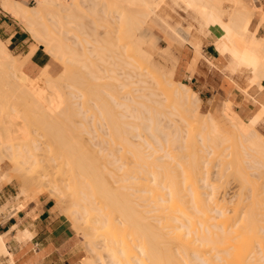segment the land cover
Wrapping results in <instances>:
<instances>
[{"label":"bare ground","instance_id":"bare-ground-1","mask_svg":"<svg viewBox=\"0 0 264 264\" xmlns=\"http://www.w3.org/2000/svg\"><path fill=\"white\" fill-rule=\"evenodd\" d=\"M28 1L29 0H23V1L6 0V1H1L0 6H1L2 10L5 13H7L12 19L18 21L19 23L23 24V26H25V29L27 30V32L37 42V46L41 47L43 49V51L46 52L48 55L54 57L55 59H57L63 63L65 72H63L64 74L61 73L63 75H61L58 78L59 80L58 79L56 80V83L58 82L57 84L55 82H53L54 80L52 78L50 79V77L45 73H42L36 79L32 80L22 73V71H21V67H22L21 62L22 61H20L19 58H13L10 55L7 48L5 47V45L3 44V42L0 40V86L2 87L0 89L4 88L5 83L7 85V88L12 87V86L15 87V89H16L15 92L17 93L18 96L19 95H23V96L25 95L27 97V99H29L32 104L36 105V106H33L34 108H32L31 110H37L39 112L41 111L40 113H42L44 111L53 110L55 112L56 116H59L62 118L64 117L65 119H67L66 117L69 118V116L71 114V116L73 118L74 116L81 115V113H80L81 111L77 112L79 108L74 109L75 107L74 108L72 107L74 109L73 112L71 113L69 111L68 112L64 111L66 113H70L68 115H64V113L60 112V110L63 107L58 109V108H56V106H54V104L51 103L52 100H50L51 102H49V100L47 99L48 96L51 98L52 94L47 95V98H46V94L48 93V90H50L49 93H52L51 90H54L56 88H59L60 90L63 89V87H64L63 85H66L63 81H65L66 78L68 79V77H67L68 75L67 76L65 75L66 71H67V73H68V71L69 72L71 70L74 71L75 69H77L75 71H78V72L82 71L84 74H87V78L89 79L88 81L92 82V83L90 82L91 83L90 85L91 86L93 85V87H92L93 91H97L96 96L94 94V96H95L94 99L98 96L99 98L98 99L96 98V102L101 101L99 104H101L100 106H101L102 111H99L100 117L98 116L99 120L97 119L98 124H96V125H98V127L101 126L100 129L103 127L106 128L108 131L109 137H110V140L106 139L107 134L105 135L106 136L105 139H103L102 137L101 138L99 137L102 145H104V143L107 144L105 147H102L100 144V149L99 150L97 149L98 152H101L102 154L105 152V154L102 156H99L100 155L99 154V155H96L94 157L93 153H95V151H93L92 149H91V151H88V150H90V148H88L86 150V152L87 151L89 152L88 153L89 156H87L86 152H85L86 155L84 153H81L84 156H79L81 154H79L77 156L68 154V156H64V158L60 157L62 159V160L61 159L60 160L63 163L61 161H58L55 159L57 162H60V164L61 163H62V165L64 164V168L66 166L65 164H67V166H69L68 168L71 169V171H69V174L71 173L74 176V175H76L75 171L77 170L76 172H77V174H79V177H82L86 182V183H84V182L83 183L86 184L87 187H86V185H84V184L83 185L85 187L84 189L87 188V190L82 192L79 189H76V190L80 191L77 193V191H75V186H74V184H76V182L74 180L77 179L76 178L77 176L76 177L74 176L76 178L74 180H73V178H74L73 176L71 177V175H69L70 178L68 176V178L70 180L72 178V181H70L71 183H73V181H74V184H73L74 188H73L72 192H76V194H77V195H75L76 199L74 198L75 196L73 197V194H71L72 196L69 195L71 198L73 197L75 199V201H77V202L74 201V203H72V205L70 204L74 208V210H71L72 214H73V212H74V214H76L79 210V212H81L80 215L84 214V216L87 217L85 219V221L87 220L88 224L86 223L85 229L87 228L88 225L92 229H90L88 227V229H86V231L87 230H96V231L103 230V243L102 244L101 243L93 244L94 241L92 240L93 241L92 242L90 238L93 236L92 234H94V233H92L93 231H89L92 233L91 234L92 236L91 237L87 236V240H88L87 244L90 245V246H88V248L89 249L91 248L90 250L89 249L88 250L90 252L92 250V252H93L95 249L94 252H96V248H98V246L96 247V245L97 244L103 245V246H101V249L105 248L104 252L106 254L108 253L107 255H109V256L106 255V258H105V259L108 258V261H106L108 264H165V263H162L163 260H165L163 262H166V264H193L192 261L189 262L190 258H188L189 257L188 251H190V249H191L190 252H192V250L195 249V246L197 245V244L196 245L194 244V243H196L195 241H197V239H194V237L199 238V241H200L201 240L200 237H201V234L203 232H205V233H203L205 235L208 234L207 232L209 230H206L207 232L203 231V226H205L204 224H206L207 221L212 220V218L209 217V214H211L212 212H213V214L214 213L216 214V211L217 212L219 211L216 209L217 207L214 210L211 208L212 206L210 207V204H207V202L210 203V201L213 199V198H211L212 195L210 197V194L205 189L203 195L206 194L205 192H207V194L205 196L206 198L204 199L203 197H200V196H202V194L199 193V191L197 190L198 186L196 187V185H197L196 181L201 177L199 175H203L202 174L203 172L202 173L200 172L202 170L203 161H202V163L199 162V159L201 161L203 159V156H202V158L199 157L200 152H197V151H200L201 149H199V150L195 149V146H193V144L190 141V143L188 142L189 144L186 143L184 146L185 150H187V154L184 157L181 155L178 156V154H180V153L176 154V152H177L176 150H175L176 152L174 154L173 153L174 149H177V147L173 148V146H175V143H178V144L179 143L181 144L183 142L185 143V141L183 139H185L187 142L186 136H185V138H183V136L186 133L182 132L183 130H181L180 127L177 128L178 126L177 127L175 126L174 131H172V127H170L171 131H170V129L166 131L167 121H165V120L168 118L167 117L168 115H162V116H166L167 118L164 117L165 120H163L164 118L161 119V117H160L161 114L155 113L156 110L154 111V108H151L150 105H149L150 108L147 107L148 105L143 104L144 101L139 102V100H141V99H145L147 101L151 100V99H149L150 96L151 97L153 96V98L155 100L156 98H160V96L162 95L161 96L162 101L159 102L160 105L164 101L163 99H168V101L170 100L171 104L174 102V106H175V107H173V109L175 110L174 112H179L178 113L179 115L181 114L180 117L182 119L179 118V120L180 121L182 120L183 123L185 122L184 124H186V122H188V123L194 122L192 124H195V126L198 127V129L201 127L199 133H201L202 135L205 133V136L203 135V137H206L207 140H209L210 142L211 141L213 142V143H211V145L213 144L212 147H214V148L217 147V148H215L216 151L217 150H220V151L223 150L222 148H223V144L226 142V139H225L226 136H223L217 122L215 121V119L211 115L206 114L207 115V116L205 115L206 117H204V116H203L204 118L202 117V114L200 112L201 101L197 97V94H195L186 85L181 84V83H176L173 80L174 70H175L177 63L173 62L170 65V67L169 66L167 67V65L165 67H164V65L161 66V64L159 65L157 63L158 60L156 61V59H155L158 56L156 57L155 56L156 54H155L152 57V55L148 52L147 48L144 47V44H145L144 42L146 41V39H145L146 35L144 36V34H147L146 31L144 34L142 33L140 35V36L143 35V37H140V36H138V38L136 36L132 37V38H134V40H132L131 42L129 41V42L134 44V46H135L134 52L136 53L137 56L145 59L150 70H152L153 73L148 71L149 68L148 69L145 68L143 70L140 66L136 65V63L134 61H132L134 59V57L130 58L131 56L128 57V55L127 56H124L125 54L123 55V52L125 51L124 49L126 46L122 44L123 42L120 43V41H121V40H119L120 38L118 40H116V43L109 45V47L111 46L113 48L112 51H110V49H108V48L105 49L104 47H103L104 49L102 48L103 50L102 49L100 50V48H101V45H100V47H98L99 49H97V47H96V48H93L91 50L89 49V50L79 52L78 50H76L72 46L71 41H70L72 39L69 38L70 43H67L68 38L65 37V35H67V34L69 35V36L67 35L68 37H72V34L74 35V33H72V34L69 33L70 29L72 30L70 32H76V31H73V29L74 30L76 29V30H79L82 32L83 26H86L82 22L84 18H86V20L88 22H89V20L87 18H89L90 20H93L91 22L92 24H93V22L97 23L100 21L105 22V24H106V22H109V20H110V21L117 22V23L123 22L121 24V25H123L129 21V23L132 24V26L129 25V27L132 28V30H133V31H131V30L130 31L134 34V32L137 31V28L140 29V28H143L145 26L146 21L149 18V15H148L149 11H147L148 13L144 12L143 11L144 8L147 7L148 9H150L152 11L151 5L152 4L154 5V3H158L159 1L163 2V0H80L79 4H78V2H76L74 4V7L78 6L77 8H71V6L73 4L71 5L70 3H66L67 2L66 0H32L35 3V5L32 7L27 5ZM170 1L173 5L178 6V7H180V5L182 4L185 8L187 18H189L195 24V31L197 33L196 36H197L198 41L195 44V47L194 46L193 47L195 48V54L197 56V60H198V57L200 56L199 48H200L202 39H205L211 43L217 42L220 45H224L228 42L229 45H231L233 50L229 51L226 49L224 54L222 53L223 57H224L223 64L226 66L227 70H230L229 72L233 73L235 71V69H238L242 66H245L251 74V78H250L251 82L249 81L250 83H252L251 85H256L257 87L261 88L260 82L262 79H264V37H257L255 33H256L257 28L260 27L259 25L264 24V11H262L260 9L261 7L258 8L256 6H254L255 5L254 3H256L254 1H257V0H254V1L245 0L246 4H244V0H227V2H230L231 4L233 3V5H234L233 8H231L232 11H230V12H226L224 10V8L223 9L221 8L223 0H170ZM72 3H74V2H72ZM67 4H69L70 7ZM76 4H78V5H76ZM153 5H152V7H153ZM139 6H140V8H141V6H143L144 7L143 10H137V7H139ZM156 7H157V5H156ZM152 14H153V12H152ZM257 14H260V17L256 21L257 23L255 25V29L251 33L249 39L245 42L244 36L247 33L248 28H250L249 26L251 25L252 21L255 19V16ZM97 25H98V23L96 24V26ZM140 30L143 31V29H140ZM95 33L96 32L94 31V34ZM70 34H71V36H70ZM105 35H107V33ZM105 35H102V36H105ZM96 36H97V38L99 37L98 34ZM74 38H76L75 35H74ZM101 39L102 38H100V41H101ZM142 39H145V40H142ZM104 41L102 43L105 45L106 42H104ZM152 41H149V42H152ZM185 41H186V39H185ZM93 42H95V41H93ZM96 42H97V40H96ZM98 43H96V44L99 45ZM118 43H120V44H118ZM90 44H91V42H90ZM121 44H122V46H121ZM133 44H131V45H133ZM88 46H90V45L88 44ZM88 46H85L84 48H86ZM88 48H90V47H88ZM35 50H36V47L32 48L30 55ZM111 53L114 55L113 57H112ZM161 53H163L164 55H161L158 58L162 59L163 62L165 60L166 62H164V63H168L167 60H169V63H171L170 60L172 61V58L169 55H167L168 51L165 52V50H163L159 54H161ZM125 57L126 58L128 57L132 60H130V62H129L128 61L129 59H125ZM28 58H29V55H28ZM117 58H120V61H117V60H119ZM24 59H27V57ZM114 59H117V60L111 61ZM121 61L124 64L123 67L120 65L122 63H120L118 65V62H121ZM114 62H117V63L114 64ZM105 64H107L109 66V68L105 67V69H104L103 65H105ZM194 64L196 65V62H194V63L191 62V65L190 64H189L190 66L188 65L189 71H193V67H195ZM101 65L103 68L101 67ZM120 69H121V71H120ZM145 70L147 71V73ZM151 73H152V75L156 74L157 77L151 76ZM146 74H149L151 76V77H149L151 81L154 79V81H152V82H155V84L157 86L156 87L157 89L155 91L158 90L157 92H154V90H153V91L149 92V94H148L147 92L151 89L149 87V90L146 92L147 95H144L143 93L146 91V87H145V89L138 90L140 87L139 84L140 85L143 84L144 86H145V84H147V81L149 79L146 81V79H147ZM162 76L166 78L167 85H168L167 88H166V86H164L162 84V81H161ZM70 77H71V74H70ZM145 77H146V79H144ZM72 78H74V77H72ZM135 79H137L136 83H134ZM130 80H132L133 82H131ZM127 81H130V82L127 83ZM81 84H79V85H81ZM84 84L85 83H83V87H84ZM134 84H135V86H136V84H138L137 86H139V87L137 89V87L133 86L134 88H133V90H131L132 91L131 92L130 90H128L127 87L134 85ZM151 84H153V83H151ZM155 84H153V85L155 86ZM53 85H55L54 89H51L50 86L52 87ZM56 85H58V86H56ZM59 85L62 88L59 87ZM67 86H65L63 90H65L66 87H67L66 88L67 90H68V88L70 90V86L69 85H67ZM89 86H88V88H89ZM46 88H47V90H45ZM94 88H96V89H94ZM140 88H143V87H140ZM124 89H126L127 92ZM129 89H132V86H131V88L129 87ZM147 89H148V87H147ZM83 90H85V89H83ZM4 91H5V89H4ZM54 91H53V93H54ZM138 91H141V93L143 91V93H142L143 95H139L140 93ZM62 92H64V91H62ZM67 92L68 91H66L65 96L67 95ZM75 92L76 91H73V93H75ZM135 92L136 93L138 92L139 94L138 93L133 94ZM5 93H4V96L6 98H4L3 96L0 97V98H3L2 99L3 102L5 101V103H4L5 105L1 103L2 106H8L10 103L13 104L16 102L17 98L16 99L12 98L13 97V96L11 97L12 94H9L6 91H5ZM57 94H60L58 96L60 98V100L59 99L58 100L63 101L64 98L61 96L64 93H57ZM19 97H18V99H19ZM56 97L57 96H55V99L54 98H51V99L56 101ZM74 97L77 98L76 96H74ZM101 97H102V99H101ZM65 98H67L68 100L71 99V98L70 99L68 98V95ZM21 99H20V101L23 103L24 100H21ZM45 99H47L48 102L50 103L49 106L48 105L46 106L45 102L47 100H45ZM77 99H79V98H77ZM91 100H89V101H91ZM154 100L151 101L153 103V105L156 104L159 106L157 99L155 101ZM30 102H29V104H30ZM69 102H71V101H69ZM69 102L66 100L67 105ZM49 103H47V104H49ZM59 103H60V107H61V102H59ZM89 103H91V102H89ZM148 103H149V101H148ZM23 104H25V103H23ZM29 104L27 103V105H29ZM74 104H77V103L75 102ZM64 105H65V103H64ZM2 106H0V110L2 109L1 108ZM17 106L19 107L18 104H17ZM66 106H64V107H66ZM70 106H72V104H70ZM161 106H163V105H161ZM172 106H173V104H172ZM9 107H10V105H9ZM12 107L15 108V104ZM25 107H26V105H25ZM67 108H65V109L68 110ZM72 108H70V109H72ZM5 109L7 110L8 108H5ZM15 109H17V108H15ZM223 109H224L225 115L233 123L232 127L234 129V132L232 134H229L228 136L230 137V135H232L233 138H235V140H237V142L240 143V147L243 150L245 157H247L249 159L248 164L246 163L247 161H245L244 164L251 165V163H252V165H254V166H252V167H254V169L256 166L258 168L260 167L259 169L264 168V166H261L262 164H264V136L257 134L256 131L254 130V128L257 126V124L262 119H264V104H262L261 109L256 114H253L252 116L248 117L245 121L239 119L238 117L230 116L231 114H229L228 111L231 110V104L225 103ZM81 110H82V108H81ZM34 112L35 111H32L33 114H34ZM51 113L54 114L52 111H51ZM35 114H36V112H35ZM44 115L45 114L43 113V116ZM49 115H51V114L49 113ZM179 115H178V117H179ZM71 116H70V118H71ZM91 116L96 117L94 115V113ZM7 118H8V116L6 115L5 119H7ZM35 118H36V116H35ZM37 118H38V120H36V121L39 122V119L41 117H38V115H37ZM44 118L47 120V117L44 116ZM45 119L44 120L41 119L40 123L47 125V124H45L47 122ZM54 119H55V117H54ZM48 120H49V117H48ZM71 120L73 123V119H71ZM80 120L82 121L81 118H80ZM86 120H88V119L86 118ZM162 120L164 121L165 124H163ZM169 120H171V119L169 118ZM189 120H191V121H189ZM42 121H46V122H42ZM50 123H49V125H50ZM77 123H79V122H77ZM39 124L37 123V126ZM42 124H40V125H42ZM85 124H87V123H85ZM190 124H188V127L191 126ZM8 125L6 124L7 127H8ZM44 125H42V127H44ZM66 125L68 126V124H66ZM69 125H71V124H69ZM81 125L83 127L86 126V125L84 126L83 124H80V126ZM93 125H95V124H93ZM96 125H95V127H97ZM195 126H194V128H195ZM53 127L54 126L52 125V128ZM59 127H61V126H59ZM73 127H74V125H73ZM73 127H71V128H73ZM39 128H40V126H39ZM77 128H79V127H77ZM92 128H94V126ZM80 129H81V127H80ZM80 129H78V130H80ZM88 129L90 130V128H88ZM88 129L85 131H88ZM57 130H58V128H57ZM78 130H76V131H78ZM52 131H54V130H52ZM206 131L209 135H207ZM33 132H35V131H33ZM89 132H90L89 134H91V131H89ZM181 132L184 133V135L181 134ZM25 133L26 132H24L23 134H25ZM83 133H84V130H83ZM85 133L84 134L87 135V132H85ZM95 133L96 132H94L93 134H95ZM10 134H12V133H10ZM89 134H88V138L90 137ZM66 135H68V134H66ZM202 135H200V136H202ZM9 136H11V135H9ZM28 136L30 137V135H28ZM63 136L61 138H63ZM161 136H162V138H166V140L164 139L165 141H162ZM208 136H209V139L207 138ZM29 137H27V138L24 137V139L26 138V140H28ZM32 137H31V139H32ZM54 137H53V139H54ZM68 137H69V135H68ZM7 138H9V137H7ZM206 139L204 138L202 140L205 142ZM100 140H99V142H100ZM104 140H106V141H104ZM23 141H25V140H23ZM56 141H57V139H56ZM76 141H78V140H76ZM68 142H70V140ZM3 143L4 142L0 143V151H1L0 153L2 154V155H0V167H1L2 163H4L5 161H9L14 166V168H12L13 170L11 171L12 173H14L13 175L16 176V172L19 174V176H21L22 173L25 174L24 171L27 172L31 168L32 164H34L38 161V158H35L36 157L35 154L34 155L31 154V151L29 154L28 150L25 151V148H24V150L22 149L24 145L23 146L20 145L21 147L20 146L14 147L16 145V144L15 145L13 144L14 142L13 143L10 142V145H6L8 143L7 142V143H4L5 146H3L4 145ZM97 143H98V140H97ZM97 143H96V145H97ZM196 143L201 144V140L200 141L196 140ZM56 144L58 145V143H56ZM82 144H83V142H82ZM190 144L192 146H190ZM62 145H63V142H62ZM62 145H60L61 148H62ZM166 145L168 147L167 150L165 149ZM186 145H187V147H186ZM214 145H216V146H214ZM79 146L81 148L83 147L82 145H79ZM170 146H172V147H170ZM69 147L63 151L71 152L73 154L74 152H82V151L84 152V150H85V149H83V150L82 149H76L75 147L73 148V146H72V148H69ZM97 147L99 148V145H97L96 148ZM190 147H191V149H189ZM192 147L194 148L193 150H192ZM196 147H197V144H196ZM21 149L23 151H21ZM37 149H35V151ZM39 149L41 150V148H39ZM149 149L151 151L150 154L148 152ZM183 149H181V150H183ZM215 149H213L214 151L212 150L213 153L216 152ZM13 150H17L18 153H17V151H16V153L18 155L17 154L15 155V151L13 152ZM19 151L22 153H24V152H26V153H24V154L20 153L19 154ZM166 151H168V152H166ZM91 152H93V153L90 154ZM161 152H163L162 155L160 154L161 156H156V154L161 153ZM145 153H147V154H145ZM126 154H128V155H126ZM196 154H198V155H196ZM97 156H99V157H97ZM71 157H73L75 160H72L73 158H71ZM52 158H54V157H52ZM150 158H152V159H150ZM64 159L66 160V162ZM182 159H183V161H182ZM71 160L73 162H71ZM164 160L165 161L169 160V162H165ZM221 164H223V163H221ZM223 165H225V162ZM228 165H230V164H228ZM217 166H219V164ZM71 167H73L74 169L76 168V169L74 170ZM220 167H221V165H220ZM224 168H226V167H224ZM258 168H256L255 170H257ZM227 169H229V168H227ZM59 170H63V169L61 168ZM222 171H224L223 168H222ZM72 172H74V173H72ZM222 174H223V172H221V175ZM13 175L11 176L10 174H6V173L1 174L0 175V182L2 180H6L5 182L10 183V181H12V179L14 180L16 178ZM138 175L139 176L142 175V176L139 178V177H137ZM198 176H199V178H198ZM7 179H8V181H7ZM198 181H197V183H198ZM70 182L68 181V183H70ZM200 182H203V184H204L203 179H201ZM67 185H69V184H67ZM56 187H53L52 189L54 190V188H56ZM208 187H209L208 184L207 185L204 184L203 189L204 188L208 189ZM24 188L25 187H23L22 189L20 188V190H22V191L18 194V198L24 197V194L26 192V189L23 190ZM41 189L42 188H40V190ZM57 189L58 188H56L55 191H57ZM237 189L238 188H236V190ZM164 190H166L165 193L163 192ZM254 190H252V193H254ZM59 191L60 190H58V193H59ZM186 192H189L188 195L190 194V196L192 197V199L191 198L190 199L192 200V204L195 206V210H193V208H194L193 205H192L193 207H191V209H192V211H196V213L198 214V215L196 214L197 217L199 216L198 218L197 217L195 218V216H193V218L189 217L188 216L189 213L188 214L186 213L187 215H185V213L181 209V206H185V205H186L185 208H187V209L189 208V207H187V204H188L187 201L189 199L186 198V196L184 195ZM55 193H57V192H55ZM142 193H144L143 194L144 196L146 195L145 196L146 201H143L145 199H144V197L141 196ZM184 196L186 199H188L186 201L187 202L186 204L183 201V200H185ZM241 196H243V195H241ZM238 197H239V195H238ZM255 197L256 196H254L253 198H255ZM136 198H140L138 200V202L139 201L146 202L143 204L146 205L149 203V206L152 204H153V206H151V209H150L149 206L147 207V205H146L148 210L146 209V207H144L145 209L140 210L141 209L140 208L141 203L140 204L136 203L137 202ZM141 198H143V199H141ZM252 201H254V199ZM190 202L191 201H189V203ZM23 203H21V204H23ZM183 204H185V205H183ZM206 204H207V206H206ZM211 204H212V202H211ZM255 204H257V203L255 202ZM138 206L140 209L138 208ZM143 206L144 205H142V207ZM208 207H210L211 209L210 208L208 209ZM220 207H222V205H220ZM256 207H257V205H256ZM20 208H21V206H19L17 209H20ZM152 208H154L155 210L156 209L162 210V211L161 210L159 211L160 212L159 215H158V213H157V215L155 214V219H157L156 218L157 216L159 218V219H157L159 224H157V223H155V224H156V226L159 225V227L154 226V223L150 224V222H148V218H147L149 216L148 214L151 215V212L155 211ZM185 208H184V211L186 210ZM188 211L191 214V211L190 210H188ZM71 212H70V214H71ZM79 212L77 214H79ZM221 212L222 211L219 212L220 214L219 213H217V214L220 215L219 217H221V220H222V219H224V216H225L224 213L225 212H222V213ZM67 213H68V211H67ZM262 213H264V212H262ZM252 214L254 215L253 212H252ZM80 215H78V216H80ZM218 215L215 217H218ZM75 216H73V219H75ZM254 216H253V220H252V218H250L251 220H249V222L248 221L246 222V223H251L248 225V226H250L249 229H251V231H249V233H251L252 231L254 232L255 227L257 226V225H255L257 222L254 221V219H255ZM80 217H83V215ZM150 217H152V216H150ZM153 217H154V215H153ZM186 217L189 219L187 220ZM199 218H201V220H198ZM256 218H257V216H256ZM151 219L153 220L154 218H151ZM75 220H74V222H75ZM79 220H81V219H79ZM183 220H185V221H183ZM192 220H195L194 223H198L197 221H200L198 223V226H197V224L195 225L197 227H200L203 225L201 227V229H202L201 232H200V228H199V231L196 232L197 235L194 234V232L198 229L194 230V228H196V227L193 225V223L187 224L189 221L192 222ZM225 220H227V221H225ZM225 220L224 221H220V220L216 221L215 227H213L216 229V232H214V234H213L212 231L211 232L209 231L210 233L208 235L209 236H211V235L215 236L216 235L220 241L222 239L223 240L224 239L226 240V238L228 239L229 237H227V236L230 235V233L234 232V231H232V229H231L233 226L231 228L228 227V225L230 223V222H228V219H225ZM82 221H84V220H82ZM261 221H264V219H262ZM186 225H188V226H186ZM207 225L209 226V224H207ZM231 225H233V224H231ZM97 226H99V227H97ZM78 227H79V225H78ZM182 228H184V230L188 229L186 234H184L185 231H183ZM228 228H230V229L228 230ZM244 228H245V226H244ZM227 230H228V232H227ZM230 230H231V232H229ZM242 231H244V230L242 229ZM104 232H105V235H104ZM245 232H247V231H245ZM199 233H201L200 236H198ZM191 234H194L193 237L189 236ZM203 234H202L203 237H202V241H201L202 243L201 244L204 243L203 238H204V240L206 238V236ZM232 234L233 233H231V235ZM187 236L191 237V239ZM233 236H236V234L235 235L233 234ZM240 236H241V234L239 236H237L236 238L231 237L227 240L228 241L226 243L227 245L225 244L226 248H224L225 245H223L224 247L222 249V250L226 249L227 251H225V250L222 251L220 248L219 249L220 252H217L218 254L221 253V251H222V253H225L224 254V255H226L225 257H224V255H223V258L220 257V259L224 260V261H222L223 263H225V261H226V263H229V264H241L242 263L241 258L243 260L245 259L242 257L241 254L242 253L244 254V252L245 253H247V252L244 251V249H241V251H244V252L240 253L239 252L240 249H238L239 245L235 244L236 242H239L242 239V237H240ZM242 236L244 237V233ZM239 237H240V239H238L239 240L238 241L237 238H239ZM164 238H166L165 239L166 241L164 240ZM183 238H184V240H183ZM185 238L188 239V242H191L193 239L195 240V241H192L193 245L190 244V246L192 245V247L189 250H188V248H186ZM100 240H102V239L100 238ZM171 240H173V241L175 240L177 244L179 243L178 246L181 247L182 253L185 254V257H184V255L182 256L181 253H177V255L175 256L176 253H173V251H171L172 254L170 253V251L168 252L169 248H171L170 250L173 249L172 246L174 244L177 245L176 243H173V242L171 243L170 242ZM207 241H208V238H207ZM162 242H164V243L170 242V244L168 243V245H166V244L164 245V244H162ZM205 242H206V240H205ZM231 242H233L234 244ZM243 242H244V238H243ZM243 242H242V244H243ZM171 244H172V246H171ZM207 244H210V243H206V245ZM223 244H224V242H223ZM93 245H95V247ZM175 245L173 247H175ZM188 245H189V243H188ZM203 245H204V247L206 246L205 244H203ZM243 245H241V246H243ZM245 245H247V243ZM165 246H167V248ZM190 246H188V247H190ZM102 247H104V248H102ZM182 247H184V248H182ZM198 247L202 248V246H198ZM198 247L196 248L197 250H195L196 252L200 250V248H198ZM161 248H162V250L165 249L164 251H166V249H167L166 256L168 254H171V258L169 257V260L170 259L171 260L169 262H167L168 260H166L168 258V256L166 258L164 251H163L164 253L162 255ZM214 248H216V247H214ZM98 249H100V248H98ZM157 249L158 250L160 249L161 251H158ZM228 250H230V252H228ZM256 250H257V247H256ZM216 251H218V249ZM212 252L214 253L215 250ZM257 252H256V254H257ZM199 253H201V252H199ZM90 254H92V253H90ZM201 254H203V253H201ZM247 254H249V253H247ZM252 254H253V252H252ZM0 255H7L9 258V262H10L9 264H13L12 256L6 250L4 239L2 236H0ZM211 255L213 256V254H211ZM163 256H164V258H163ZM192 256H193V254H192ZM203 256L204 255H202V257ZM210 257L211 256H209V258ZM226 257H228V260L224 259ZM95 259L96 258L94 256V260H93V257L90 258V260L89 259L88 260L91 261L90 263L92 264V263H94ZM103 259L104 258H101V259L99 258L98 261L100 262V260H101V262H102V263L100 262L101 264H107V263H105V259L104 260ZM196 259H194V260H196ZM207 260H209V259H207ZM98 261L96 259V262H98ZM216 261L217 260H215V262ZM201 262L202 261H199V264H201ZM204 262H207V261H204ZM204 262H203V264H204ZM262 262H264V261H262ZM84 263H86V262H84ZM94 264H97V263H94ZM205 264H207V263H205Z\"/></svg>","mask_w":264,"mask_h":264},{"label":"rangeland","instance_id":"rangeland-1","mask_svg":"<svg viewBox=\"0 0 264 264\" xmlns=\"http://www.w3.org/2000/svg\"><path fill=\"white\" fill-rule=\"evenodd\" d=\"M67 2L66 3H70L72 6H71V8H77V7H74V4L76 3V2H78V4H79V2H80V0H66ZM251 1H254V0H251ZM72 2H74V3H72ZM254 2H256V3H254L255 5L254 6H256V7H258V8H260L262 11H264V0H257V1H254ZM160 3V4H159ZM78 4H76V5H78ZM157 5V7H156V5ZM244 4H246L245 3V0H244ZM27 5H29V6H34L35 5V3L32 1V0H29L28 1V3H27ZM68 6H69V4H67ZM75 5V6H76ZM153 5V4H152ZM152 5H151V8H152V11L150 10V9H148L147 7H143V6H141V8H140V6L139 7H137V10H143V8H144V12H147V11H149V13H148V15H149V18L147 19V21H146V24H145V26L143 27V28H140V29H143V31L142 30H140V29H138L137 28V31H135L134 32V34L131 32V31H133L132 30V28H130L129 27V25L130 26H132V24L131 23H129V21L127 22V23H125V24H123V25H121L122 23H117V22H113V21H110L109 20V22H106V24H105V22H97L98 23V25L100 26H96V22H93V24L91 23L93 20H90L89 18H87L88 20H89V22L86 20V18H84L83 19V24L84 25H86V26H83V31L81 32V31H79V30H74L73 28V31H76V32H70V31H72L71 29H70V31H69V33H74V35H75V37L76 38H74V35L72 34V37H68L67 35H65V37H67L68 38V41H69V38H71L72 40H70L71 41V44H72V46L76 49V50H78L79 52L80 51H85V50H91V49H93V48H96L97 47V49H99L98 47H100V45H101V48H100V50L104 47L105 49L106 48H108V49H110V51H112V47L110 46L109 47V45H112V44H114V43H116V40H118L119 38V40H121L120 41V43H122L123 45H125L126 47H125V53L123 52V55L124 56H127L128 55V57H130V58H132V57H134V59L132 60V59H130V58H126L125 57V59H129L128 61L130 62V60H132V61H134L135 63H136V65H138V66H140L143 70L145 69V68H149V66H148V64H147V62L145 61V59H143V58H141V57H139V56H137L136 55V53L134 52V49H135V46H134V44L133 43H130L132 40H134V38H132V37H137L138 38V36H140L142 33L144 34L145 33V31H146V33L147 34H144V36L146 35H148L147 37L145 36V39H146V41L144 42L145 44H144V47L145 48H147V50H148V52L152 55V57L155 55L156 57L158 56H161V55H164L163 53H161V54H159L160 52H162L163 50H165V52L166 51H168V53H167V55H169L171 58H172V61L170 60V62L171 63H169V60H167V62L168 63H164V62H166L165 60H164V62H163V60L162 59H159L158 57L157 58H155L156 59V61H157V63L160 65L161 64V66H163L164 65V67L167 65V67L169 66L170 67V65L173 63V62H176V63H178V59H179V57L180 56H182V58H184L185 60H187V63H186V70H187V73H188V75H189V78H191V77H193L194 75L198 78V77H202V81L203 82H207V83H209V82H217V81H227L228 83H229V85H231V86H233V87H236L237 89H241L243 92H245V93H247V92H249V94H251L250 96H252V97H254L255 96V94H258L260 91H262V88H260V87H257V86H253V85H251L252 83H250L251 81H250V78H251V74H250V72L247 70V68L245 67V66H242V67H240V68H238V69H235V71L233 72V73H230L229 71L230 70H227V68H226V66L224 65V64H221V65H218V67H214V64L212 65V64H210V63H207L205 60H204V58L202 57V56H204V57H206V58H209L210 57V53H211V50H210V48L209 47H206L208 44H209V42L207 41V40H205V39H202V41H201V48H199V53H200V56L198 57V60H197V56H196V54H195V44L197 43V33H196V31H195V24L189 19V18H187V15H186V11H185V8H184V6L181 4L180 5V7H178V6H175V5H173L172 3H171V1L170 0H163V2L162 1H159L158 3H154V5H153V7H152ZM233 3L231 4L230 2H227V0H223V3H222V5H221V8L223 9L224 8V10L226 11V12H230V11H232L231 10V8H233ZM70 7V6H69ZM136 8V7H135ZM139 8V9H138ZM155 8V9H154ZM154 9V10H153ZM75 11V10H74ZM151 11V12H150ZM152 12H153V14H152ZM245 12V11H244ZM260 17V14H257L256 16H255V19L252 21V23H251V25L249 26L250 28H248V31H247V33L245 34V36H244V41L246 42L248 39H249V37H250V35H251V33H252V31L255 29V24H256V21H257V19ZM12 19V18H11ZM128 19V18H127ZM20 28H22V29H24L25 31H27L26 29H25V26H23V24H21V23H19L18 21H16V20H14V19H12ZM130 20V19H129ZM162 20V21H161ZM86 21V22H85ZM131 22V21H130ZM88 23V24H87ZM100 23V24H99ZM117 23V24H116ZM120 24V25H119ZM128 24V25H127ZM90 25V26H89ZM125 25V26H124ZM122 26V27H121ZM99 30H98V29ZM93 29V30H92ZM97 29V30H96ZM91 30V31H90ZM131 30V31H130ZM135 30V29H134ZM140 30V31H139ZM78 31V32H77ZM87 31V32H86ZM94 31L96 32L95 34H94ZM98 31V32H97ZM84 33V34H83ZM90 33V34H89ZM107 33V35H105ZM29 34V33H28ZM71 34H70V36H71ZM99 35V39L97 38V36L96 35ZM110 34V35H109ZM102 35H105V36H102ZM29 36H30V38H31V41H32V43H33V46H32V48H34V47H36V49H41L42 50V52L43 53H45L46 55H47V57H48V59H49V61H50V63H49V67H48V75H49V77H50V79L52 78L53 80V82H55L56 83V80L61 76V75H63L64 73L63 72H65V70H64V65H63V63L62 62H60L59 60H57V59H55L54 57H52V56H50V55H48L46 52H44L43 51V49L41 48V47H39V46H37V42L31 37V35L29 34ZM131 36V37H130ZM140 37H143V35L142 36H140ZM97 38V39H96ZM100 38H102L101 39V41H100ZM105 38V39H104ZM117 38V39H116ZM94 39V40H93ZM140 39V38H139ZM145 39H142V40H145ZM185 39H186V41H185ZM96 40H97V42H96ZM105 40V41H104ZM153 40V41H152ZM67 41V43H70V41L68 42ZM88 41V42H87ZM93 41H95V42H93ZM106 42V44L104 45L102 42ZM115 41V42H114ZM130 41V42H129ZM149 41H152V42H149ZM90 42H91V44H90ZM99 42V43H98ZM94 43V44H93ZM96 43H98L99 45H97ZM102 43V44H101ZM120 43H118V44H120ZM3 44L5 45V47H6V43H4L3 42ZM70 44V45H71ZM87 44V45H86ZM88 44L90 45V46H88ZM108 44V45H107ZM122 44H121V46H122ZM131 44H133V45H131ZM155 44V45H154ZM225 46L223 47V50H225V49H227V50H229V51H232L233 49H232V47H231V45H229V43L227 42L226 44H224ZM85 46H88V47H90V48H88V47H86V48H84ZM134 48H133V47ZM154 46V47H153ZM194 46V47H193ZM206 47V48H205ZM7 48V47H6ZM103 48V49H104ZM102 49V50H103ZM163 49V50H162ZM169 49V50H168ZM8 50V49H7ZM157 52V53H156ZM159 52V53H158ZM10 53V52H9ZM112 54V53H111ZM159 54V55H158ZM224 54V53H223ZM10 55H11V53H10ZM186 55H188V58L186 57ZM202 55V56H201ZM12 56V55H11ZM114 55L112 54V57H113ZM13 57V56H12ZM123 57V56H122ZM14 58V57H13ZM124 58V57H123ZM122 58V59H123ZM117 59H119V60H117ZM117 59H114V60H111V61H115V60H117V61H120V58H117ZM124 59V60H125ZM136 59V60H135ZM192 59V60H191ZM222 62H224V57L222 56ZM93 60V59H92ZM160 60V61H159ZM194 60V61H193ZM209 60L210 61H212L210 58H209ZM94 62V61H93ZM191 62L192 63H194V62H196V65L194 64V66L195 67H193V71H189V69H188V67L191 65ZM112 63V62H111ZM115 63H117V62H114V64ZM120 63H122V61L121 62H118V65L120 64ZM190 64V65H189ZM106 65V66H105ZM105 65H103V67H104V69H105V67L107 68H109V66L107 65V64H105ZM122 67L124 66V64L122 63V64H120ZM135 65V66H136ZM177 65V64H176ZM189 65V66H188ZM225 66V67H224ZM101 67H102V65H101ZM102 67V68H103ZM166 67V68H167ZM146 69V70H147ZM230 69V68H229ZM75 70H77V69H75ZM73 71V70H71L70 72L68 71V73H67V71H66V73H65V75L68 77V79L66 78V80L65 81H63L66 85H63L64 87L65 86H67V85H69L70 86V90L72 89L73 91H76L75 93H73V91L71 90H69V88H68V90L65 88V90H63L64 89V87H63V89L62 90H60L59 88H56V89H54V86L55 85H53L52 87L50 86V88L51 89H54V90H51V92L52 93H49V91L50 90H48V93L46 94V98H47V95H51V98H54L55 99V96H57L56 97V101L55 100H53V99H51L49 96H48V100H49V102H51L50 100H52V104H54V106H56V108H62L61 110H60V112H62V113H64V115H68V114H70V113H66V112H73V110L74 109H78V111L77 112H79V111H81L80 113H81V115L84 117H82L81 115H79V116H74L73 118H72V116H71V114H70V116H71V118H70V116H69V118L68 117H66L67 119H65L64 117L62 118V117H59V116H56V114H55V112L53 111V110H50V111H44V112H42V113H40L39 111H37V110H31L32 108H34L33 106H36V105H34V104H32L31 102H30V100L29 99H27V97L24 95H17V93L15 92L16 91V89H15V87H9V88H7V85H6V83H5V86H4V88L3 89H0V97H4V98H6L5 96H4V93H5V91L6 92H8L9 94H12L11 95V97L12 98H17V100H16V102L15 103H13V104H9L10 105V107L12 108H10L9 107V105L8 106H2L1 105V103L2 104H4L5 103V101L3 102V98H0V106H2L1 108V110H0V143H2V142H4V143H7L6 145H10V142L11 143H13L15 146L14 147H17V146H23V150H24V148H25V151L26 150H28V153L30 154V151H31V154H35L36 155V157L35 158H38V161L36 162V163H34V164H32V166H31V168L26 172V171H24L25 172V174H23L22 173V175L21 176H19V174L16 172V176L15 175H13L14 173H12L11 171L13 170L12 168H14V166H13V164H11L9 161H5L4 163H2V165H1V167H0V175L1 174H4V173H6V174H10L11 176L13 175V176H15L16 178L13 180L12 179V181H10V183H7V182H5L6 180H2L1 182H0V185H5V184H9V186L11 187V190H12V193H13V196H15L16 198H18L17 197V194H19L22 190H20V188L22 189L23 187H25L23 190H25L26 189V192H25V194H24V197H20V198H22V200L23 201H28V200H31V199H34V198H36L38 195H40V194H44V195H46V196H48L49 198H51L53 201H54V203H55V206H56V208L58 209V211L66 218V219H68V221L70 222V224H71V226H72V229H73V232H74V236H75V241H76V244H77V248H78V251H80V259L78 260V262H76V264H91L90 262L91 261H89L90 260V258H92L93 257V260H94V256H95V258L97 259V261H98V259L100 258H106V255L108 254H106L104 251V247H102V248H104V249H101V246H103V245H101L102 243H103V230H98V231H96V230H87L86 231V229H88V227H89V225L87 226V228L85 229V226H86V223H87V220L85 221V219L87 218L86 216H84V214H81L80 215V213L81 212H79V210H78V212H79V214H74V212H73V214H72V212H71V210H74V208L71 206L72 205V203H74V201H75V199H76V196L75 195H77L76 194V192H72L73 191V188H74V186H75V191H77V193L78 192H80V191H82V192H84L85 190H87V188L86 189H84L85 187H84V185H86V184H84V183H86L85 182V180L82 178V177H79V174H77V170L75 171V174L76 175H72L71 173L69 174V171H71V169H69L68 167L69 166H67V164H65L66 166H65V168H64V164L62 165V157L64 158V156H68V154H70V155H79V154H81V153H84L85 155H86V153H87V156H89L88 155V151H91V149L93 150V151H95V153H93V152H91L90 154H92L93 153V155H94V157L96 156V155H99V156H102V155H104L105 154V152L102 154L101 152H98V150L100 149V144H101V146L102 147H105L107 144L106 143H104V145H102V143H101V140H100V138L102 137L103 139H105V135L107 134V138L106 139H109L110 140V137H109V134H108V131H107V129L106 128H101L100 129V127H98V125H96V124H98V121H97V119L99 120V117H100V112L99 111H102L101 110V104H99L100 102L98 101V102H96V98L98 99L99 97L97 96L95 99H94V97L96 96V94H97V91H93V89H92V87H93V85L91 86L90 84L92 83L91 81H88L89 79L87 78V74H84L82 71H80V72H78V71ZM145 70V71H146ZM120 71H121V69H120ZM148 71H150V72H152V70H150V68L148 69ZM189 71V72H188ZM149 72V73H150ZM61 73H63V74H61ZM146 73H147V71H146ZM153 73V72H152ZM152 73H151V76H153V77H157V75L156 74H153L152 75ZM192 75H191V74ZM70 74H71V77H70ZM147 75V79H146V77L144 78V79H146V81H147V84H145V86L142 84V85H140L139 84V86L140 87H143V88H140L139 86H137L138 84H136V86H135V84L134 85H131L132 86V89H129V87L131 88V86H128L127 88H128V90H133V86H135V87H137V89H138V87H139V89L138 90H140V89H145V87H146V91L143 93V91H142V93L144 94V95H147L146 94V92L149 90V87L151 88L147 93L149 94V92H151V91H153L154 90V92H157V91H155L157 88V86H156V84H155V82H152V81H154V79L151 81L150 80V78L149 77H151L149 74H146ZM149 75V76H148ZM65 76V77H66ZM70 77V78H69ZM72 77H74V78H72ZM77 77V78H76ZM85 77V78H84ZM160 77V76H159ZM83 78V79H82ZM87 78V79H86ZM61 79V78H60ZM64 79V78H63ZM72 81H70V80ZM80 79V80H79ZM157 79V78H156ZM164 79V80H163ZM59 80V79H58ZM83 80V81H82ZM173 80L176 82V83H180L179 81H177L176 79H174V76H173ZM67 81V82H66ZM85 83L84 84V87H83V83ZM131 82H133L132 80H130ZM130 81H127V83H129ZM151 81V82H150ZM161 81H162V84L164 85V86H166V88H167V81H166V78L165 77H161ZM250 81V82H249ZM76 82V83H75ZM91 82V83H90ZM137 82V79H135V82L134 83H136ZM58 83V82H57ZM56 83V84H57ZM60 83V82H59ZM74 83V84H73ZM82 83V84H81ZM112 83V82H111ZM149 83V84H148ZM151 83H153V84H155V86L153 85V84H151ZM77 84V85H76ZM79 84H81V85H79ZM89 86V88H88V86ZM181 84H184V85H186L187 87H189L195 94H197V97H199V99L201 100V98L200 97H202L203 98V95H201V96H199V94H198V87H199V84L198 83H196V85H194V84H189V82L188 81H186V82H183V83H181ZM45 85V84H44ZM73 87H72V86ZM153 85V86H152ZM56 86H58V85H56ZM81 86V87H80ZM213 87H214V84L212 85ZM49 87V86H48ZM47 87V88H48ZM59 87H61L60 85H59ZM80 87V88H79ZM147 87H148V89H147ZM177 87V86H176ZM0 88H2L1 86H0ZM8 90H7V89ZM47 88L45 89V90H47ZM62 88V87H61ZM78 88V89H77ZM154 88V89H153ZM178 88V87H177ZM4 89H5V91H4ZM76 89V90H75ZM82 89V90H81ZM83 89H85V90H83ZM87 89V90H86ZM94 89H96V88H94ZM136 89V88H135ZM210 89V88H209ZM60 90V91H59ZM79 92H78V91ZM125 91H126V89H124ZM123 90V91H124ZM53 91H54V93H53ZM59 91V92H58ZM62 91H64V92H62ZM66 91H68L67 92V95H68V98L70 99V100H68L67 98H65L66 96H65V94H66ZM94 93H93V92ZM127 92V91H126ZM132 92V91H131ZM140 94H139V93ZM137 93L139 94V95H143L142 93H141V91H138ZM57 93H64V94H62V96L61 97H63L64 98V102L63 101H59L60 100V98L58 97L60 94H57ZM77 93V94H76ZM136 92L135 93H133V94H137ZM2 94V95H1ZM6 94V93H5ZM55 94V95H54ZM70 94V95H69ZM94 94H95V96H94ZM253 94V95H252ZM8 95V94H7ZM80 95V96H79ZM99 95V94H98ZM70 96V97H69ZM74 96H76L77 98H79V99H77V98H75ZM93 96V97H92ZM136 96V95H135ZM138 96V95H137ZM162 96V95H161ZM161 96H160V98H156L157 99V101H158V104H159V102H161L162 101V98H161ZM18 97H19V99H18ZM91 97V98H90ZM149 97V96H148ZM22 98V99H21ZM89 100H91V101H89ZM20 99L21 100H24L23 101V103H25V104H23L21 101H20ZM26 99V100H25ZM47 99H45V100H47ZM59 99V100H58ZM69 102V101H71V102H69L70 104H72V106H70V104L68 103V105L70 106H68L67 105V103H66V100ZM101 99H102V97H101ZM149 99H151V100H148L149 101V103H148V101L147 100H145V99H141V100H139V102H143V104H145V105H148L147 107H149V105L151 106V108H154V111L156 110V112L155 113H159V114H161V119H163L164 117L165 118H167L166 120H165V118L163 119V120H165V121H167V123H166V131L167 130H169L170 129V127H172V131H174V129H175V126L177 127V128H181V130H183L182 132H184V133H186L185 135H184V133H182L181 132V134H183L184 136H183V138H185V136H186V138H187V142H186V140L185 139H183L184 141H185V143L183 142V143H175V146H173V148L174 147H177V149H174V151H173V153L175 154V152H176V154H178V153H180V154H178V156L179 155H181V156H185L186 154H187V150H185V148H184V146H185V144L187 143V144H189L190 143V141H191V143L193 144V146H195V149H197V150H199V149H201L200 151H197V152H200V156L199 157H201L202 158V156H203V159L200 161V159H199V162H201L202 163V161H203V165H202V170L200 171L203 175H199V176H201L200 178H199V176H198V183H197V181H196V187L198 186V188H197V190L199 191V193H201L202 194V196H200V197H203L204 199L206 198L205 196H206V194H207V192L210 194V197H211V195H212V197L211 198H213L211 201H210V203L209 202H207V204H210V207L212 208V209H214L215 210V208L217 209V210H219L218 212L216 211V214L214 213L213 214V212L211 213V214H209V217H211L212 218V220L211 221H207L206 222V224H204L205 226H203V231H206V230H209L210 232L212 231L213 232V234H214V232H216V229L215 228H213V227H215V222L216 221H224L225 219H228V222H230L229 223V225H228V227H232L231 229H232V231H234V232H231V230L229 231V232H231V233H233L234 235L236 234V236H233V234L231 235V233H230V235H228L227 237H229V238H231V237H237V236H239L240 234H241V236L240 237H242V239L239 241L238 239H240V237L239 238H237V240L239 241V242H236L235 244H238L239 245V248L238 249H240V253L241 252H244V251H246L247 253H249V254H247V253H245L244 252V254L242 253L241 255H242V257L243 258H245L244 260L241 258V260H242V263L241 264H264V262H262V261H264V221H261L262 219H264V213H262V212H264V168H261V169H259L257 166L255 167V169L256 168H258L257 170H255L254 169V167H252V166H254V165H252V163H251V165H246V164H244L245 163V161H247L246 163L248 164V161H249V159L247 158V157H245V155H244V152H243V150L241 149V147H240V143L239 142H237V140H235V138H233V136L232 135H230V137L228 136L229 134H232L233 132H234V129H233V127H232V125H233V123L230 121V119L225 115V112H224V109L222 110V113L220 114V110H221V108H222V101H221V103H218V101H217V98H215L214 100H208L207 101V105H208V107L206 106V103H205V101H204V99L203 100H201V106H200V112H201V114H202V117L204 116V117H206L207 115H211L214 119H215V121L217 122V124H218V126H219V128H220V131L222 132V134H223V136H226V142L223 144V150H217L216 151V149L215 148H217V147H212V145H211V143H213L212 141L210 142L209 140H207L206 139V137H203V135L205 136V133L202 135L201 133H199L200 132V128L198 129V127H196L195 126V124H192V123H194V122H186V124H184L183 122H182V120L180 121L179 120V118H181L180 116H181V114L179 115L178 113L179 112H174L175 110L173 109V107H175L174 106V102L172 103L173 104V106H172V104H171V102H170V100L168 101V99H163L164 101L162 102V104L161 105H163V106H161L160 104H159V106L158 105H153V103L151 102V101H153L154 100V98H153V96L151 97H149ZM155 99V100H156ZM161 99V100H160ZM2 100V101H1ZM30 102V104L32 105H30L29 104V102ZM48 100L45 102L46 103V106L48 105H50V103L48 102ZM100 100V99H99ZM154 100V101H155ZM160 100V101H159ZM18 101V102H17ZM61 102V107H60V103L59 102ZM88 101V102H87ZM93 101V102H92ZM167 101V102H166ZM21 102V103H20ZM29 104V105H27V103ZM63 102V103H62ZM77 103V104H74V103ZM89 102H91V103H89ZM44 103V104H45ZM47 103H49V104H47ZM64 103H65V105H64ZM80 103V104H79ZM98 103V104H97ZM14 104H15V108H17V109H15L14 107H12V106H14ZM17 104L19 105V107L17 106ZM63 104V105H62ZM93 104V105H92ZM165 104V105H164ZM171 104V105H170ZM5 105V104H4ZM25 105H26V107H25ZM67 105V106H66ZM76 105V106H75ZM97 105V106H96ZM17 106V107H16ZM30 106V107H29ZM64 106H66V107H64ZM167 106V107H166ZM21 107V108H20ZM68 107V108H67ZM74 109H73V108ZM90 107V108H89ZM158 107V108H157ZM5 108H8L7 110L5 109ZM14 108V109H13ZM65 108H67L68 110H66ZM70 108H72V109H70ZM81 108H82V110H81ZM100 110H99V109ZM150 108V107H149ZM169 108V109H168ZM172 108V109H171ZM223 108H224V106H223ZM19 109V110H18ZM31 111H30V110ZM65 109V110H64ZM70 109V110H69ZM86 109V110H85ZM168 109V110H167ZM171 109V110H170ZM259 109H260V107H259ZM12 110V111H11ZM15 110V111H14ZM21 110V111H20ZM26 110V111H25ZM84 110V111H83ZM93 110V111H92ZM24 111V112H23ZM29 111V112H28ZM32 111H35L36 112V114H35V112H34V114L32 113ZM51 111L54 113V114H52L51 113ZM64 111H66V112H64ZM153 111V112H154ZM158 111V112H157ZM172 113H171V112ZM259 111V110H258ZM23 112V113H22ZM46 112V113H45ZM51 114V115H49V113ZM85 112V113H84ZM167 112V113H166ZM229 112V114H231L230 116H235V117H237L235 114H234V112L232 111V110H230V111H228ZM32 113V114H31ZM39 113V114H38ZM43 113L45 114L44 116L45 117H47V120L44 118V116H43ZM92 113V114H91ZM93 113H94V115L96 116V117H92L91 115H93ZM171 113V114H170ZM176 113V114H175ZM257 113V112H256ZM22 116H21V115ZM25 114V115H24ZM84 114V115H83ZM207 114V115H206ZM6 115L8 116V118L7 119H5V117H6ZM36 116V118H37V115H38V117H41L40 119H39V122L38 121H36V120H38V118L36 119L35 118V116ZM40 115V116H39ZM158 115V114H157ZM162 115H168L167 117L166 116H162ZM170 115V116H169ZM173 115V116H172ZM178 115H179V117H178ZM206 115V116H205ZM34 118H33V117ZM53 116V117H52ZM81 116V117H80ZM99 116V117H98ZM177 116V117H176ZM48 117H49V120H48ZM51 117V118H50ZM54 117H55V119H54ZM58 117V118H57ZM203 117V118H204ZM34 120H33V119ZM80 118L82 119V121L80 120ZM86 118L88 119V120H86ZM169 118L171 119V120H169ZM31 119V120H30ZM41 119H45L46 121H42V122H46L45 124H47V125H44V124H42V123H40V120ZM71 119H73V123H72V120ZM84 119V120H83ZM94 119V120H93ZM182 119V118H181ZM240 119V118H239ZM66 120V121H65ZM80 120V121H79ZM162 120V121H163ZM241 120H243V119H241ZM4 121V122H3ZM29 121V122H28ZM51 123H50V122ZM55 121V122H54ZM65 121V122H64ZM71 121V122H70ZM189 121H191V120H189ZM245 121V120H244ZM35 122V123H34ZM50 123V125H49V123ZM53 122V123H52ZM67 122V123H66ZM75 122V123H74ZM77 122H79V123H77ZM81 122V123H80ZM93 122V123H92ZM175 122V123H174ZM37 123L39 124H42V125H44V127H42V125H38L37 126ZM77 123V124H76ZM85 123H87V124H85ZM174 123V124H173ZM178 123V124H177ZM183 123V124H182ZM191 123V124H190ZM5 124V125H4ZM6 124L8 125V127L6 126ZM56 124V125H55ZM65 124V125H64ZM66 124H68V126L66 125ZM69 124H71V125H69ZM80 124H83L85 127H83L82 125L80 126ZM93 124H95L97 127H95V125H93ZM163 124H165L164 123V121H163ZM170 124V125H169ZM176 124V125H175ZM182 124V125H181ZM188 124H190L191 126H189L188 127ZM259 124V125H258ZM257 124V126L254 128V130L256 131V133L257 134H259V135H261V136H264V119H262L259 123ZM52 125L54 126L53 128H52ZM64 125V126H63ZM73 125H74V127H73ZM94 126V128H92L93 126ZM10 126V127H9ZM39 126H40V128H39ZM59 126H61V127H59ZM67 126V127H66ZM169 126V127H168ZM194 126H195V128H194ZM48 127V128H47ZM71 127H73V128H71ZM77 127H79V128H77ZM80 127H81V129H80ZM57 128H58V130H57ZM67 128V129H66ZM88 128H90V130L88 129ZM35 129V130H34ZM49 129V130H48ZM74 129V130H73ZM78 129H80V130H78ZM88 129V131H85V130H87ZM92 129V130H91ZM98 129V130H97ZM103 129V130H102ZM11 132H10V131ZM41 132H39V131ZM52 130H54V131H52ZM65 130V131H64ZM71 130V131H70ZM76 130H78V131H76ZM83 130H84V133L85 132H87V135H85L84 133H83ZM95 130V131H94ZM199 130V131H198ZM204 130V129H203ZM26 132L25 134H23L24 132ZM33 131H35V132H33ZM56 131V132H55ZM69 131V132H68ZM89 131H91V134H89L90 132ZM107 131V132H106ZM170 131H171V129H170ZM202 131V130H201ZM23 132V133H22ZM29 132V133H28ZM39 132V133H38ZM66 134H68L69 135V137H68V135H66ZM94 132H98L97 134L95 133V134H93ZM10 133H12V134H10ZM37 133V134H36ZM51 133V134H50ZM73 133V134H72ZM206 133H207V131H206ZM11 135V136H9V135ZM39 134V135H38ZM53 134V135H52ZM88 134H89V138H88ZM202 135V136H200V135ZM221 134V135H222ZM28 135H30V137L28 136ZM33 137H32V136ZM44 135V136H43ZM52 135V136H51ZM64 135V136H63ZM102 135V136H101ZM207 135H209L208 133H207ZM220 135V136H221ZM55 136V137H54ZM57 136V137H56ZM63 136V138H61ZM67 136V137H66ZM104 136V137H103ZM7 137H9V138H7ZM24 137H29L28 138V140H26V138L24 139ZM31 137H32V139H31ZM53 137H54V139H53ZM100 137V138H99ZM109 137V138H108ZM203 137V138H202ZM57 139V141H56V139ZM59 138V139H58ZM206 139L205 140V142L202 140V139ZM208 139H209V136L207 137ZM102 139V140H103ZM161 139H162V141H165L166 140V138H162V136H161ZM165 139V140H164ZM169 139V138H168ZM201 140V144L199 143H196V140H198V141H200ZM23 140H25V141H23ZM60 140V141H59ZM70 140V142H68V141ZM76 140H78V141H76ZM84 140V141H83ZM97 140H98V143H97ZM99 140H100V142H99ZM23 141V142H22ZM37 141V142H36ZM76 141V142H75ZM89 141V142H88ZM104 141H106V140H104ZM61 142V143H60ZM62 142H63V145H62ZM79 142V143H78ZM82 142H83V144H82ZM189 142V143H188ZM204 142V143H203ZM3 143V144H4ZM56 143H58V145L56 144ZM67 143V144H66ZM90 143V144H89ZM96 143H97V145H99V148L97 147L96 148ZM164 143V142H163ZM203 143V144H202ZM210 143V144H209ZM12 144V145H13ZM26 144V145H25ZM70 144V145H69ZM85 144V145H84ZM177 144V145H176ZM195 144V145H194ZM196 144H197V147H196ZM60 145H62V148L60 147ZM69 148H72V146H73V148L75 147L76 149H85L84 150V152L82 151V152H74L73 154L71 153V152H67V151H63V150H65V149H67L68 147ZM79 145H84L82 148L79 146ZM165 145V144H164ZM180 145V146H179ZM183 145V146H182ZM211 145V146H210ZM3 146H5V144L3 145ZM20 146V147H21ZM26 146V147H25ZM89 146V147H88ZM172 146H170V147H172ZM182 146V147H181ZM190 146H192L191 144H190ZM203 146V147H202ZM214 146H216V145H214ZM101 147V148H102ZM180 147V148H179ZM186 147H187V145H186ZM189 147V146H188ZM220 147V146H219ZM218 147V148H219ZM222 147V146H221ZM28 148V149H27ZM38 148V149H37ZM39 148H41V150L39 149ZM59 148V149H58ZM64 148V149H63ZM88 148H90V150H88L87 152H86V150L88 149ZM165 148V147H164ZM184 148V149H183ZM215 149V151L216 152H214L213 153V149ZM15 149V148H14ZM21 149V151H23ZM35 149H37L36 151H35ZM43 149V150H42ZM98 149V150H97ZM166 150L168 149V147H167V145H166V148H165ZM181 149H183V150H181ZM189 149H191V147L189 148ZM194 148L192 147V150H193ZM213 151H212V150ZM221 149V148H220ZM40 150V151H39ZM176 150V151H175ZM209 150V151H208ZM15 151V155L18 153V151L17 150H13V152ZM16 151H17V153H16ZM61 151V152H60ZM63 151V152H62ZM179 151V152H178ZM191 151V150H190ZM204 151V152H203ZM208 151V152H207ZM1 152V151H0ZM60 152V153H59ZM86 152V153H85ZM147 152V151H146ZM149 154L151 153V151H150V149H149ZM166 152H168V151H166ZM186 152V153H185ZM207 152V153H206ZM24 154V153H26V152H24V153H22V152H20L19 151V154ZM76 153V154H75ZM172 153V154H173ZM184 153V154H183ZM196 153V152H195ZM145 154H147V153H145ZM163 154V152H161V153H158V154H156V156H161V155ZM166 154V153H165ZM202 154V155H201ZM0 155H2L1 153H0ZM18 155V154H17ZM92 155V156H93ZM126 155H128V154H126ZM167 155V154H166ZM196 155H198V154H196ZM79 156H84V155H79ZM91 156V155H90ZM99 156H97V157H99ZM147 156V155H146ZM164 156V155H163ZM52 157H54V158H52ZM61 157V158H60ZM128 157V156H127ZM58 158V159H57ZM71 158H73V157H71ZM167 158V157H166ZM53 159V160H52ZM58 160V161H61L62 163L60 164V162H57L56 160ZM61 159V160H60ZM150 159H152V158H150ZM149 159V160H150ZM164 159V158H163ZM35 160V159H34ZM65 160V159H64ZM72 160H75L74 158L72 159ZM71 160V162H73ZM48 161V162H47ZM165 161V160H164ZM182 161H183V159H182ZM35 162V161H34ZM51 162V163H50ZM65 162H66V160H65ZM64 162V163H65ZM165 162H169V160H167V161H165ZM224 162H225V165H223L224 164ZM221 163H223V164H221ZM48 164V165H47ZM50 164V165H49ZM56 164V165H55ZM219 164V166H217ZM227 164V165H226ZM228 164H230V165H228ZM59 165V166H58ZM62 165V166H61ZM220 165H221V167H220ZM50 166V167H49ZM57 166V167H56ZM204 166V167H203ZM229 166V167H228ZM261 166H264V164H262ZM201 167V166H200ZM224 167H226V168H224ZM51 168V169H50ZM53 168V169H52ZM63 169V170H59V169ZM71 168H73V167H71ZM222 168H223V170L224 171H222ZM227 168H229V169H227ZM58 169V170H57ZM68 169V170H67ZM74 169V168H73ZM72 169V170H73ZM76 169V168H75ZM74 169V170H75ZM58 171V172H57ZM67 171V172H66ZM15 172V171H14ZM23 172V171H22ZM221 172H223V176L221 175ZM72 173H74V172H72ZM217 173V174H216ZM219 174V175H218ZM69 175H71V177L73 176L74 178H73V180L74 179H76V180H74L75 182H76V184H74V181H73V183H71L70 181H72V178H71V180L69 179L70 178V176ZM221 175V176H220ZM19 176V177H18ZM68 176H69V178H68ZM142 176V175H141ZM141 176H137V177H141ZM204 176V177H203ZM18 177V178H17ZM68 178V179H67ZM80 179V180H79ZM83 179V180H82ZM201 179H203L204 180V184H208L209 185V187H208V189L207 188H204L203 189V187H204V184H203V182H200V180ZM66 180V181H65ZM7 181H8V179H7ZM65 181V182H64ZM68 181L70 182V183H68ZM82 181V182H81ZM62 182V183H61ZM67 182V183H66ZM84 182V183H83ZM153 183V182H152ZM67 184H69V185H67ZM72 184V185H71ZM73 184H74V186H73ZM84 184V185H83ZM40 187H39V186ZM57 187H56V186ZM83 185V186H82ZM51 186V187H50ZM70 186V187H69ZM73 186V187H72ZM79 186V187H78ZM153 186V185H152ZM53 187H56V188H58L57 189V191H55V189L56 188H54V190L52 189ZM72 187V188H71ZM86 187H87V185H86ZM240 188L239 190L237 189L236 190V188ZM256 187V188H255ZM40 188H42L41 190H40ZM71 188V189H70ZM255 190H254V189ZM38 189V190H37ZM76 189H79V190H76ZM206 189V191L207 192H205L206 194L205 195H203L204 194V190ZM29 190V191H28ZM58 190H62L61 192L59 191V193H58ZM187 190V189H186ZM212 190V191H211ZM252 190H254V193H252ZM28 191V192H27ZM188 191V190H187ZM232 191V192H231ZM55 192H57V193H55ZM161 192V191H160ZM164 193L166 192V190H164L163 191ZM237 192V193H236ZM256 192V193H255ZM162 193V192H161ZM188 193L189 192H186L184 195L186 196V198H188V199H186L185 198V196H184V199L185 200H183L184 202H185V204L188 202V204H187V207H189L188 209L187 208H185L186 207V205L185 204H183V205H185V206H181V209L183 210V212L185 213V215H187L188 213H189V217H192L193 218V216H195V218L197 217V213H196V211H192V209H191V207H193L194 205L192 204V197L190 196V194L188 195ZM51 194V195H50ZM71 194H73V197L75 198H71L69 195H71ZM144 193H142L141 194V196L142 197H144V199L145 200H143V201H146V198H145V196L143 195ZM187 194V195H186ZM235 194V195H234ZM62 195V196H61ZM238 195H239V197H238ZM241 195H243V196H241ZM253 195V196H252ZM60 196V197H59ZM68 196V197H67ZM72 196V195H71ZM188 196V197H187ZM254 196H256L255 198H253ZM167 198V197H166ZM191 198V199H190ZM140 198H136V200H137V202L136 203H138V204H140L141 203V206H140V208H139V206H138V208L140 209V210H143V209H145L144 207H146V205H147V207L149 206V203L148 204H143V203H146V202H142V201H139L138 202V200H139ZM141 199H143V198H141ZM254 199V201H252ZM188 200V201H187ZM69 201V202H68ZM187 201V202H186ZM189 201H191L190 203H189ZM224 201V202H223ZM71 202V203H70ZM75 202H77V201H75ZM211 202H212V204H211ZM216 202V203H215ZM226 202V203H225ZM255 202L257 203V204H255ZM224 203V204H223ZM229 203V204H228ZM71 204V205H70ZM207 204H206V206H207ZM217 204V205H216ZM259 204V205H258ZM22 205V204H21ZM142 205H144L143 207H142ZM193 205V206H192ZM220 205H222V207H220ZM254 205V206H253ZM256 205H257V207H256ZM261 205V206H260ZM151 206H153V204L152 205H150L149 206V208L151 209ZM165 206V205H164ZM209 206V205H208ZM219 206V207H218ZM72 207V208H71ZM146 207V209L148 210V208ZM210 207H208V209L210 208ZM260 207V208H259ZM157 208V207H156ZM184 208L186 209L185 211H184ZM210 208V209H211ZM225 208V209H224ZM138 209V210H139ZM149 209V210H150ZM152 209H154V208H152ZM76 210V209H75ZM137 210V211H138ZM155 210V209H154ZM153 210V211H154ZM157 210V209H156ZM154 211V212H151V215L150 214H148L149 216L147 217L148 218V222H150V224L152 223H154V226H156V224L155 223H157V224H159V222H158V220L157 219H159L158 218V216L156 217L157 219H155V214L157 215V213H158V215H159V211L161 210H157V211ZM188 210H190L191 211V214H190V212L188 211ZM193 210H195V206H194V208H193ZM226 210V211H225ZM67 211H68V213H67ZM145 211V210H144ZM152 211V210H151ZM162 211V210H161ZM220 211H222V212H225L224 213V219H222L221 220V217H219L220 215H218L217 213H219ZM70 212H71V214H70ZM83 212V211H82ZM195 212V213H194ZM221 212V213H222ZM228 212V213H227ZM252 212L254 213V215L252 214ZM154 213V214H153ZM187 213V214H186ZM194 213V214H193ZM197 214V215H196ZM220 214V213H219ZM71 215V216H70ZM76 215V216H75ZM78 215H80V216H82L83 215V217H80V216H78ZM153 215H154V217H153ZM218 215V217H215V216H217ZM261 215V216H260ZM73 216H75V219H73ZM79 218H78V217ZM150 216H152V217H150ZM253 216H254V221L255 222H257L255 225H257L256 227H255V230H254V232L252 231L251 233H249V231H251V229H249V227L250 226H248L249 224H251V223H246L247 221L249 222V220H251L250 218H252V220H253ZM256 216H257V218H256ZM85 217V218H84ZM199 217V216H198ZM197 217V218H198ZM214 217V218H213ZM72 218V219H71ZM83 218V219H82ZM151 218H154L153 220L151 219ZM187 218V217H186ZM191 218V219H192ZM194 218V219H195ZM202 218V217H201ZM201 218H199L198 220H201ZM217 218V219H216ZM223 218V217H222ZM79 219H81V220H79ZM150 219V220H149ZM189 218H187V220H188ZM230 219V220H229ZM260 219V220H259ZM74 220H75V222H74ZM82 220H84V221H82ZM89 220V219H88ZM157 220V221H156ZM215 220V221H214ZM82 223H81V222ZM154 221V222H153ZM183 221H185V220H183ZM194 221L195 220H192V222H188L187 224H189V223H193V225L195 226L196 224H197V226H198V223L200 222V221H197L198 223H194ZM225 221H227V220H225ZM187 222V221H186ZM75 223V224H74ZM211 223V224H210ZM214 225H213V224ZM82 224V225H81ZM88 224V223H87ZM201 224V223H200ZM199 224V225H200ZM203 224V223H202ZM207 224H209V226L207 225ZM228 224V223H227ZM231 224H233V225H231ZM239 224V225H238ZM78 225H79V227H78ZM213 225V226H212ZM77 226V227H76ZM153 226V225H152ZM186 226H188V225H186ZM193 226V227H194ZM197 226H195L196 228H194V230L195 229H198V230H196L195 232H194V234H196L197 235V233L196 232H198L199 231V228H200V232H201V227L202 226H200V227H197ZM207 226V227H206ZM212 226V227H211ZM236 226V227H235ZM244 226H245V228H244ZM248 226V227H247ZM97 227H99V226H97ZM156 227H159V225H157ZM90 228V227H89ZM205 228V229H204ZM230 228H228V230L230 229ZM249 230H248V229ZM81 229V230H80ZM83 229V230H82ZM90 229H92V228H90ZM183 229V231H185V233L184 234H186V232H187V230L188 229H186V230H184V228H182ZM215 229V230H214ZM242 229L244 230V231H242ZM247 229V230H246ZM85 230V231H84ZM105 230V229H104ZM228 230H227V232H228ZM257 230V231H256ZM89 231H93L92 233H94V234H92L91 232H89ZM96 233H95V232ZM202 231V232H203ZM207 232L208 234L210 233V232ZM242 231V232H241ZM245 231H247V232H245ZM83 232V233H82ZM87 232V233H86ZM189 232V231H188ZM85 233V234H84ZM89 233V234H88ZM203 233H205V232H203ZM202 233V234H203ZM243 233H244V237L242 236L243 235ZM84 234V235H83ZM93 236H92V235ZM96 234V235H95ZM102 234V235H101ZM194 234H191V235H189V236H191V237H193V235ZM200 234L201 233H199L198 234V236H200ZM202 234H201V237H200V241H199V238H195L194 237V239H197V241H195L193 238V240L192 241H195L196 243H194L197 247L198 246H202V248L201 247H198V248H200V250L199 251H195V250H197L196 248V246H195V249H193L192 250V252H190L191 251V247H192V245H193V242L191 241V242H188V239L187 238H185V243H186V248H188V250L190 249V251H188L189 253V257L188 258H192L191 260L189 259V262H191L192 261V263L193 264H199V261H202L201 262V264H203V262L204 261H207V262H204V264L205 263H209V264H229V263H226V261H225V263H223L222 261H224L223 259H220V257L221 258H223V255L225 254V253H222V251H227L226 249H224V250H222L223 249V245H225L228 241V239L226 238V240L224 239H222L221 241L218 239V237L215 235V236H209L208 234H203V235H205L206 236V238H205V240H206V242H205V240H204V238H203V244H205L206 245V243H210V244H207L205 247H204V245L203 244H201L202 242ZM254 234V235H253ZM95 235V236H94ZM104 235H105V232H104ZM195 235V236H196ZM87 236L88 237H91L90 239H91V241L93 242V244H96V243H101V244H97L96 245V247L98 246V248H100V249H98V248H96V252H94L95 251V249H94V251L92 252V250H91V252L89 251L90 249L88 248V246H90V245H88L87 244V242H88V240H87ZM189 236H187V237H189ZM257 236V237H256ZM166 237V236H165ZM191 237H189L190 239H191ZM216 237V238H215ZM253 237V238H252ZM93 238V239H92ZM100 238L102 239V240H100ZM167 238V237H166ZM166 238H164V240L166 239ZM207 238H208V241H207ZM243 238H244V242H243ZM247 238V239H246ZM95 239V240H94ZM98 239V240H97ZM105 239V238H104ZM187 239V240H186ZM221 239V238H220ZM86 240V241H85ZM183 240H184V238H183ZM236 240V239H235ZM236 240V241H237ZM166 241V240H165ZM164 241V242H165ZM189 243V245H188V243ZM218 241V242H217ZM243 242V244H242V242ZM164 242H162V244H166V245H168V243L170 244V242L172 243H176V241L174 240H171L170 242H166V243H164ZM184 242V241H183ZM198 242V243H197ZM212 242V243H211ZM223 242H224V244H223ZM201 245H200V244ZM218 243V244H217ZM231 243H233V242H231ZM247 243V245H245ZM258 243V244H257ZM161 244V243H160ZM177 244V243H176ZM179 244V243H178ZM178 244L177 245H175V247H173L172 246V244H171V246H172V250H170L171 248H169V250H168V252L170 251V253H171V251H173V253H176L175 254V256L177 255V253H181L182 254V256L184 255V257H185V254H183L182 253V250H181V247L180 246H178ZM190 244H192L191 246H190ZM220 244V245H219ZM234 244V243H233ZM262 244V245H261ZM190 246V247H188V246ZM213 245V246H212ZM227 245V244H226ZM226 245H225V247L224 248H226ZM241 245H243V246H241ZM94 247H95V245H93ZM92 246V247H93ZM161 246V245H160ZM170 246V247H171ZM177 246V247H176ZM193 246V247H194ZM212 246V247H211ZM241 246V247H240ZM257 247V250H256V247ZM163 247V246H162ZM166 248H167V246H165ZM180 247V248H179ZM185 247V246H184ZM184 247H182V248H184ZM214 247H216V248H214ZM243 247V248H242ZM260 247V248H259ZM159 248V247H158ZM164 248V247H163ZM179 248V249H178ZM205 248V249H204ZM221 248V253H217V252H220V249ZM89 249V250H88ZM218 249V251H216ZM241 249H244V251H241ZM158 250V249H157ZM161 250H162V248H161ZM160 249L158 250V251H161ZM165 250V249H164ZM164 250H162V255H163V253L165 252V256H166V252H167V249H166V251H164ZM187 250V249H186ZM204 250V251H203ZM215 250V252L213 253L212 251H214ZM259 250V251H258ZM89 251V252H88ZM164 251V252H163ZM175 251V252H174ZM180 251V252H179ZM203 251V252H202ZM258 251V252H257ZM262 251V252H261ZM199 252H201V253H203V254H201V253H199ZM228 252H230V250H228ZM251 252V253H250ZM252 252H253V254H252ZM256 252H257V254H256ZM90 253H92V254H90ZM96 255H95V254ZM191 253V254H190ZM195 253V254H194ZM198 253V254H197ZM261 253V254H260ZM94 254V255H93ZM160 254V253H159ZM172 254V253H171ZM171 254H168L167 256H168V258H167V256H166V260H168L167 262H169L170 260H169V257L171 258ZM192 254H193V256H192ZM211 254H213V256L211 255ZM217 254V255H216ZM246 254V255H245ZM197 255V256H196ZM200 255V256H199ZM202 255H204L203 257H202ZM219 255V256H218ZM2 256H6V257H8L7 255H2ZM107 256H109V255H107ZM161 256V255H160ZM209 256H211L210 258H209ZM217 256V257H216ZM226 255H224V257H225ZM261 256V257H260ZM213 257V258H212ZM215 257V258H214ZM257 257V258H256ZM259 257V258H258ZM162 258V257H161ZM163 258H164V256H163ZM197 258V259H196ZM199 258V259H198ZM203 258V259H202ZM212 258V259H211ZM227 258V259H226ZM226 258H224L225 260H228V257H226ZM253 258V259H252ZM262 258V259H261ZM89 259V260H88ZM96 259H95V261H94V263H97V264H101L102 262H101V260H100V262L98 263V262H96ZM103 259V260H104ZM194 259H196V260H194ZM201 259V260H200ZM207 259H209V260H207ZM86 260V261H85ZM92 260V261H93ZM102 260V261H103ZM162 260V259H161ZM194 260V261H193ZM213 260V261H212ZM215 260H217L216 262H215ZM220 260V261H219ZM249 260V261H248ZM106 261H108V258L107 259H105V263H107ZM163 261H165V260H163ZM162 261V263H165L166 264V262H163ZM248 261V262H247ZM257 261V262H256ZM259 261V262H258ZM84 262H86V263H84ZM88 262V263H87ZM104 262V261H103ZM247 262V263H246ZM94 263H92V264H94ZM108 264V263H107Z\"/></svg>","mask_w":264,"mask_h":264},{"label":"crops","instance_id":"crops-1","mask_svg":"<svg viewBox=\"0 0 264 264\" xmlns=\"http://www.w3.org/2000/svg\"><path fill=\"white\" fill-rule=\"evenodd\" d=\"M1 1L6 0H0V3ZM259 26L255 34L257 37H264V24ZM0 40L6 43L8 51L14 58L22 61L21 71L28 78L34 80L42 73L49 74L50 61L47 55L41 49H36L30 55L33 43L28 32L20 28L1 6ZM224 46L217 42H209L206 47L211 50L209 58L212 61L201 56L207 63L218 67L223 64L222 53L226 50H223ZM26 57L27 59H24ZM186 57L188 58V55ZM186 63L187 60L180 56L174 70V79L180 83L186 81L194 85L198 83V94L203 95V98H200L204 99L207 107L208 100L217 98L218 103L222 101L220 114L224 104L229 103L231 110L235 111L234 114L246 120L256 114L264 104V79L260 82L262 91L252 97L249 92L245 93L229 85L227 81L207 83L202 81V77L197 78L195 75L189 78ZM19 206L21 208L17 209ZM0 236L4 239L6 250L12 256L13 264H76L80 259L72 226L58 211L54 201L44 194L23 201L22 198L13 196L9 184L0 185ZM9 263L8 257L0 255V264Z\"/></svg>","mask_w":264,"mask_h":264}]
</instances>
